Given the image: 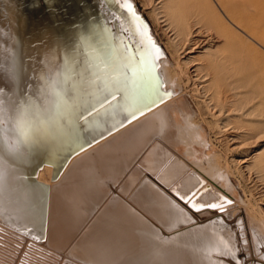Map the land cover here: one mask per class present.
Masks as SVG:
<instances>
[{
    "label": "bare ground",
    "instance_id": "bare-ground-1",
    "mask_svg": "<svg viewBox=\"0 0 264 264\" xmlns=\"http://www.w3.org/2000/svg\"><path fill=\"white\" fill-rule=\"evenodd\" d=\"M146 1L149 6L158 1L159 7L154 13L163 20L164 27L175 31L177 54L183 56L178 65L182 63L189 70L197 93L207 104L208 113L217 120L220 131L232 124L242 125L230 128V133L225 131L229 133L228 136L225 134L234 150L245 149L247 145L251 148H246L244 158L237 160L238 165L245 169L262 160L264 149L261 150L259 144L264 137V120L259 115L264 108L263 91L260 85H253L251 74L248 75L245 69L247 62L257 66L261 54L242 36L246 34V25L227 11L226 0L220 4L227 14L224 9L222 13L216 10L213 14L205 12V0H182L181 4V1L172 4L173 1L168 0L163 7L162 0ZM133 5L140 18L138 22L115 0H103L100 7L99 0H0V33L3 34L0 35V121L4 123L0 124V174L1 167L8 163H12L15 172L9 182L11 185L2 184L0 180V221L31 235H43L46 229L49 231L41 214L48 208L47 185L53 184L57 170L54 172L53 166L46 165L39 171L38 185L28 181L23 165L32 162L35 148L21 142L22 131L27 130L31 139L36 140L45 123L53 120L57 123L63 120L73 122L78 112L87 118L100 108L106 111L116 109L112 111V118L105 121L108 128L104 132H107L113 125L127 120L130 113L137 112L131 119L137 121L130 122L132 125L127 123L130 125L128 129L125 125V131L134 128L133 133L128 134H134L135 138L131 143H126L122 135L119 138L124 141L121 144L126 147L123 154L128 157V162H121L113 148L118 145L116 148L123 150L120 142H116L120 133L113 135L115 130L110 132L113 133L111 142L106 139L111 146L103 156L100 153L101 158L93 155L97 151L96 155H99V147V150H90L91 146L82 155L73 153L80 155L73 158L76 157L79 164L82 162L79 167L84 164L86 169L82 173L94 184H87V189L91 188L89 196H85L87 190L79 189L84 198L82 195L64 198L70 211L64 243L67 244L76 231H81L88 219L95 217L106 200L102 197L106 195L107 183L102 180L115 178L129 168L131 160L144 157L141 161L143 167L136 173L134 171L136 175H144L134 198L110 197L111 200L96 214L90 231L81 238L87 245L79 257L82 256L86 264H237L239 253L235 242L226 236L225 231L221 232L227 224L224 214L229 216L234 209L237 216L245 207L248 223L259 243V236L264 241V217L257 218L248 206H244L226 174L228 171L207 150L211 145L206 127L196 120L197 113L184 95L170 60L152 36L134 2ZM247 23L249 27L252 24L251 21ZM139 24L144 26L141 32L154 40L162 51L158 61H153L140 47ZM86 25L89 31L84 34ZM204 26H211L216 32L209 39L201 36ZM77 29L81 31L79 42L70 55H65L66 46L70 48L76 39ZM248 29L245 30L252 43L264 45V40ZM14 38H18L19 43ZM247 48L251 49V54L246 53ZM12 49L22 60L14 77L9 75L13 67L9 56ZM137 50L142 61L135 58ZM72 57L76 58L75 61ZM65 65H68L66 71ZM121 94L125 100H120ZM106 98L111 108L103 103ZM153 100L155 104H152ZM145 104L152 106L145 108ZM92 105L97 107L91 109ZM140 108L145 110L139 112ZM4 114L8 121L3 120ZM240 128L244 129L242 134L236 132ZM42 132L43 135L46 133ZM93 135L97 139L100 137L99 132ZM114 139L116 143H113ZM62 147L47 143L44 149L53 153L54 159V153L58 151L55 150ZM146 147L150 152L144 151ZM67 149L62 150L64 154ZM94 160L100 163L98 171L89 166ZM17 189L27 193V201L21 202ZM173 190L181 195L195 192L193 203L197 206L216 204L223 210L208 207L203 211L191 210L172 194ZM50 199L56 210L59 206L62 208L60 204L57 207L53 204L55 199ZM261 209L263 216L264 208ZM40 220H43L42 225L45 223L43 228ZM51 238L52 243L54 239ZM258 251L262 252L261 249Z\"/></svg>",
    "mask_w": 264,
    "mask_h": 264
},
{
    "label": "rangeland",
    "instance_id": "rangeland-1",
    "mask_svg": "<svg viewBox=\"0 0 264 264\" xmlns=\"http://www.w3.org/2000/svg\"><path fill=\"white\" fill-rule=\"evenodd\" d=\"M165 1L167 3H165ZM178 1H181V2L179 3ZM212 1H214V0H210V1L205 0L204 1V5L207 4V6L204 8L205 12L213 14L214 11L216 10L218 13H222L223 9H224V12H226L225 8H223L222 5L220 4V1H223V0H218V1L216 0V1H214V4ZM133 2L135 4L136 8L138 9V11L140 12L141 16L143 17V19H145L146 22L148 23L150 30H151V34L156 39L157 44L160 45L164 55H166L167 59L170 60L171 67L173 68V71L175 72L176 76L178 77V79L181 82L184 95L185 96L187 95L186 96L187 99L189 100L193 109L197 113V116H196L197 119L196 120L199 122L201 121V123L206 127L207 137H208V140H209L210 145H211L210 150L209 149H207V150L210 151L211 153H213L216 156V158L219 159V161L222 163V166H224L223 168L226 169L225 171L226 172L228 171V173H226V174L230 178V180H231L232 184L234 185V187L236 188L237 192H239L238 193L239 198H241L242 202H244L243 203L244 206H248L250 209V212L255 214L257 216V218H259V217L263 218L264 214L262 216V213H261L262 209L261 208H264V171H263L264 170V161L262 162V160H264V153L262 155V157H263L262 160L259 159L256 163L251 164V166H249L248 168L244 169V168H242L243 166L238 165L237 160H241L242 158H244L243 153L246 150V148L249 147V145L245 146L246 147L245 149H244V147H242V149L239 148V149L234 150L232 148L233 144L227 136L231 131V130H229L230 128H233L234 126L235 127H237V126L242 127V125L241 124H238V125L232 124L227 129L220 131L217 120L215 118H213L208 113L207 104L203 101V99L197 93V88H196L197 86L194 85L195 82H194V79H192L191 76L189 75V70L182 63L178 65V61L180 59H182L183 56L180 57L177 54V49L175 46V42H176V34L174 33L175 31H173L172 29H168V28L164 27L165 24L161 23L163 20H161L160 16H157V14L154 13V10L159 7L158 1L155 2L151 6L148 5L146 0H132V3ZM169 2L170 3L172 2V4H178V3L181 4L182 0H170ZM169 2H168V0H162V7L165 4H168ZM216 2H218V4H215ZM226 2H227V6H228L227 11L229 10L230 14L233 15L232 16L233 18H235V20H241L246 25L245 26L246 30L248 28L254 26V27L250 28V30L249 29L248 30L256 32L257 36L264 40V26H262V25H264V0H246L247 3L245 2V0H236V1L235 0H226ZM220 7H221V10H219ZM250 7H251V10L249 9ZM182 8H183V6H182ZM254 10H255V12H254ZM182 11H184V9H182ZM225 14H227V12ZM236 17L238 19H236ZM248 21H251V23H252V24H250V27L248 26L249 25L247 23ZM210 27L211 26H204L203 30L201 31V36L203 34V37L208 38L210 36V38H211L216 32L214 31V28H210ZM260 27H262V29ZM245 29H244V31L246 32V34H245V36H244V34H242V36L246 40H248V42L255 49H257L258 52L262 55V56L260 55V61H259V64H256L257 66H253L252 62H247V64L245 65V69H246V72L248 75L251 74L250 76L252 78L253 85H255V84L260 85V87L262 88V91H263L262 99L264 100V49H263L264 45L263 44H261V45L254 44V43H256L255 41H254V43H252V39H250L248 37L247 31ZM165 30H166V32H165ZM247 38H249V39H247ZM246 53L251 54V49L247 48ZM160 67H158V69L161 72L162 69ZM164 87H166V84L164 85ZM0 113H2V110L0 111ZM200 114H201V117L199 116ZM259 118L264 120V108L261 110ZM246 119H250V118H246ZM3 120L8 121V117L6 114H4ZM135 120L137 121V119H135ZM135 120L130 121V122L135 123L136 122ZM63 121H65V120H63ZM53 122H55V123H53ZM66 122H67V124L69 123L70 125L73 123V122L67 121V120H66ZM123 122H124V120L119 124H122ZM130 122H127V123L132 125L133 123H130ZM127 123H123V127L122 126H120L122 128L118 127L117 130H115V133L114 134L112 133V134L115 135V134H118V132H119L120 135L117 137V139L121 138V135H122V136H124V138H122V139L126 143L128 141H130L128 143H131L135 137H133L134 134L132 136L129 134L133 133L131 130H133L134 128L130 129V131L126 130L127 131L126 132L125 129L126 128L128 129L130 126ZM3 124L4 123H2L1 125H3ZM59 124H61V125H59ZM119 124H117V125H119ZM63 125L64 124L62 121L60 123H57L56 121L53 120L51 122L45 123V125H43V128L41 130L45 131L48 134V135H45L46 134L45 133L44 134L45 136H49L52 134V132H51L52 129L55 130L58 126L63 127ZM125 125H128V126L125 128ZM107 128H108V125L104 122L101 124L100 129L96 132L100 133L101 131H104ZM41 130H40L41 133L38 132L39 134L36 136L37 137L36 140L38 139V140L42 141L44 146L35 148V150H34L35 152L33 151L32 155H31V157L33 156L32 162H30L31 164L29 163L28 165L27 164L23 165V169L25 170V173H27V175H28L27 176L28 181H30L31 184L35 183L36 185H38L40 183L39 179H38V175H39V171L42 170V168L44 166H46V165L51 166V167L53 166L52 168H53L54 172L57 170L56 173H54L55 178L52 181L53 184L47 185V187H48L47 188V190H48L47 191L48 192V195H47L48 208H46V212L41 214V215H43V219L46 222V226H45V223L42 225L43 220L42 221L40 220L41 222H39L40 227L45 226V228H49V231H48V229H46V231H45L46 233L44 232L43 235H41V233H38L39 235H37V234L31 235L30 233H27V232L22 231V230L21 231L17 230L14 227H10L7 223L0 221V264H86L83 261L82 256L79 257L80 254L84 252V249L86 248V245H87L84 241L85 239H81V238H83V236L90 231L91 227L94 224L95 217H97L96 214L98 215L101 212V208L103 209L105 207V205L113 197L115 198L117 195L116 198H121V197L126 198V199L127 198L128 199L134 198V195H135L134 192H136L141 187V185H142L141 183L143 182V178H144V175L141 173H137L138 175L135 174L139 168L143 167L141 165V161L143 160L144 157L143 158L138 157L139 159L137 158L133 162H131L132 160L131 161L129 160L130 161L129 164L130 163L131 164L127 170L121 172L120 174H118L113 179H106L105 181L102 180V183H104V182L107 183L106 192H105L106 195L102 197V198H106V200H104L102 205L98 208L99 212L98 211L96 212L95 217L93 219H91V218L88 219V222L86 221V224H84V227L81 228V231L79 230V231H76L75 234H72L70 241L67 240L68 242L66 244V243H64V241H66V240H64V238H65L64 235H65V231H67L66 225L68 223L67 221L70 219L69 218L70 217L69 216L70 211H69V208L66 206L67 200L65 201L64 198H67V199L68 198H78L81 195L83 196V194H81L83 192L82 191L83 189L87 190L85 192H88V193L84 192L85 196H89L88 194H90L91 188L89 187L87 189V186L94 184L93 180L90 181V180L86 179L85 175L82 173V172H84L83 169H86V167L84 168V164L79 167V165L82 162L79 164L77 161H75L76 157L78 158L80 156V155L78 156L77 154L82 155V153L83 154L86 153L87 151H89V148H91V146L93 148H91L90 150H92V149L95 150L96 148L98 149V147H99V148H101L100 149L101 151L98 149L99 155H96V154H98V151L94 152L95 154H93V155H94V158L97 156L99 158H101L100 153L103 156L104 151L106 152V150L108 148H110V146H111V145L109 146V142L107 140H109V141L111 140L112 134L110 133V134L104 135L103 138H98L99 140L97 139L95 143H92L90 145V147L86 146L83 148L84 149L83 151L80 150V151L75 152L77 154L70 153L69 152L70 150H68L69 148L66 145H63L62 149H56L55 150V151H57V150L58 151L56 153H54V155H56V157L53 159L52 158L53 156H51V154L53 155V153H49L48 149L47 150L44 149L46 147L47 143H49V142H47V140H45V136L43 135L44 132H42ZM227 130L229 133L225 132ZM236 130H238L236 132L237 133L239 132L240 134H242V132H244V129H242V128L236 129ZM123 131H125V132H123ZM121 132H122V134H121ZM128 132H129V134H128ZM225 133L227 134V136ZM41 134L43 137L41 136ZM126 134H128V135H126ZM127 136H128V139H127ZM91 139L92 138L90 136L89 140H91ZM115 139H114L113 143L115 142ZM120 140L121 139L117 140L116 142H120V144L124 142L123 140L122 141H120ZM260 141L261 142L259 144V147L261 146L260 149L263 150L264 149V137ZM99 142H101V143H99ZM96 143H98V145ZM95 144H96V146H95ZM106 144H108V145H106ZM75 145H76V147L78 146L77 148L80 147L79 144L78 145L75 144ZM75 145H73V147H75ZM101 145H102L104 150H102ZM106 146H109V147L106 148ZM117 146H114L113 148L116 150L117 155L120 156V161L122 162L125 160L126 162H128V157L125 154H123L126 151V147L121 144L120 146L123 148V150L121 151V149H119L120 147L116 148ZM85 148H87V149L85 150ZM66 149H67V152L70 153V155L72 154L71 155L72 157H70L67 152H65V154H64V152L62 150L65 151ZM148 149L149 148L146 147L144 149V151L146 153L150 152ZM45 150H46V152H45ZM251 151H254V150H251ZM121 153L123 155H121ZM74 156H76V157L73 158ZM123 158H125V159H123ZM129 158H131V156ZM43 160L46 162H44ZM74 161L77 162L78 164H76ZM52 162H53V164H51ZM73 163L75 164V167H74ZM57 165H58V167L60 165H62V166H60L59 167L60 169H59L56 167ZM77 165L79 168L77 167ZM70 166H72V167H70ZM89 166L93 170H97V171L100 170V163L98 160H94V162L92 164L90 163ZM13 167L14 166L12 165V163L5 164L4 167H1V173L3 176V179L1 181L2 184L8 183L11 185V183H9V182L12 181L13 176L15 174ZM81 167H83V168H81ZM69 169L70 170L76 169V171H74V170L70 171ZM241 169L243 171H241ZM134 171H135V173H134ZM69 172H71V173H69ZM77 173H80V174H77ZM56 174H57V176H56ZM9 175H11V176L9 177ZM135 175L137 177H135ZM136 178H138V179H136ZM138 184H140V185H138ZM85 185H86V187H85ZM79 189H82V190H79ZM49 191H50V193H49ZM47 192L45 194H47ZM49 194H51V195H49ZM82 196H81V198H84V196L83 197ZM51 197L53 199H55L53 201V204L55 203L56 207L60 204V205H62V208L59 206L56 210L55 207L51 206L52 201H49V199ZM110 197H111V199H110ZM52 198L50 200H53ZM63 205H64V208H63ZM74 206H76V205H74ZM52 207H53V209H52ZM203 210H205V207L203 208ZM231 210H233V211H231ZM231 210L228 211V212L231 211L229 216L224 214V216L226 217L227 224L225 226V229L222 230L221 232L223 233L225 231L226 236L229 235L228 236L229 239H232L235 242V245H236L238 253H239V257H238L239 262L237 264H251L254 261H255L254 262L255 264H259V263L264 264V245H263V247L261 246L262 244H264V241H263L262 237L259 236L261 238V243L263 242L261 244V243H259L260 241L257 240L258 238L254 237L255 235L253 233H255V232L252 230V228L250 227V225L248 223V214H247V211L245 210V207L239 211L240 213L238 212L237 216L235 214V210L234 209H231ZM49 211L52 213H49ZM233 213L235 214V216ZM255 215H254V217H256ZM44 216L47 217V220ZM64 216H65V218H64ZM49 217H51V218H49ZM227 226L229 227V229ZM226 227H227V229H226ZM25 234H27V238H25ZM46 234H48V236ZM53 234L56 236H54ZM49 236L54 239L53 240L54 242H52L53 244L51 243ZM77 244H78V246H77ZM259 245L261 247H257ZM260 249L262 250V252L258 251Z\"/></svg>",
    "mask_w": 264,
    "mask_h": 264
},
{
    "label": "snow or ice",
    "instance_id": "snow-or-ice-1",
    "mask_svg": "<svg viewBox=\"0 0 264 264\" xmlns=\"http://www.w3.org/2000/svg\"><path fill=\"white\" fill-rule=\"evenodd\" d=\"M103 0H99V7L102 5ZM115 2L120 5L124 10L127 11V13L130 15L131 18L135 21H139L140 18L135 12L134 5L132 3V0H115ZM143 25L139 24L137 28V34L141 36L140 39V47L144 49L145 54L150 56L153 61H158L161 56L163 55L160 48L155 44L154 40H152L147 34H144L141 32V29H143ZM89 31V28L87 25L83 29V33L86 34ZM0 35H3L0 33ZM81 35L80 29H77L76 31V39L74 43L71 45V47L65 48V55H70L74 50L76 43L79 42V38ZM16 43H19L18 38H14ZM2 54V53H0ZM9 56L13 61V67L9 71L10 77H14L18 74V68L19 65L22 64V60L19 58V54L14 50H9ZM135 58L140 59L142 61L143 57L140 55V51L137 50L135 53ZM61 60L64 59L63 56L60 57ZM73 61H75V57H72ZM44 61L42 60V64ZM68 69V65H65L64 70L66 71ZM131 71V68L129 66V72ZM163 87V85H160ZM147 91V90H145ZM120 100H125V97L123 94L120 95ZM108 98L103 101V103L106 104V107L111 108V105L108 104ZM152 104H155V101H152ZM152 104H145V108H150ZM91 109H95L97 105L90 106ZM145 108L138 109L139 112H142L145 110ZM112 111H116V109H113ZM112 111H106L105 108H100L98 111H93L92 116L85 117L82 113L78 112L76 116L73 119V123L71 125H68L66 121H64V127L63 128H57L53 131V133L49 136L45 137V140H47L51 145L53 146H62L66 145L70 153H75L77 151L83 150L84 147L90 146L92 143H95L97 140V137L93 135L94 132L98 131L101 127V124L105 121L112 118ZM137 115V112H132L129 114L127 120H125L123 123L130 122L131 119L135 118ZM2 123V121H0ZM122 124L119 125H113L111 128L107 130V132L101 131L100 137L103 138L104 135L109 134L110 132L116 130L118 127L123 126ZM89 136H92V139L89 140ZM21 142L28 144L31 148H37V147H43L44 144L40 140H33L31 139L29 132L27 130H24L21 132ZM79 144V148H74L73 145ZM3 179L2 174H0V180ZM17 191L20 193V199L21 202L27 201L28 196L27 193L23 190L17 189ZM178 200H180L184 205L188 206L191 210L194 211H202L204 207L212 208V209H218L223 210L222 206H218L216 204H209V205H199L193 203V197L196 196V193L193 192L191 195H181L173 190L172 193ZM227 203H231V201H226ZM23 210V209H21ZM25 238H27V234H25Z\"/></svg>",
    "mask_w": 264,
    "mask_h": 264
}]
</instances>
